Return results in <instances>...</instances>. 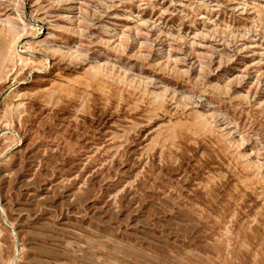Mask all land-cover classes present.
<instances>
[{
  "label": "rangeland",
  "instance_id": "374dc122",
  "mask_svg": "<svg viewBox=\"0 0 264 264\" xmlns=\"http://www.w3.org/2000/svg\"><path fill=\"white\" fill-rule=\"evenodd\" d=\"M0 264H264V0H0Z\"/></svg>",
  "mask_w": 264,
  "mask_h": 264
},
{
  "label": "bare ground",
  "instance_id": "6f19581e",
  "mask_svg": "<svg viewBox=\"0 0 264 264\" xmlns=\"http://www.w3.org/2000/svg\"><path fill=\"white\" fill-rule=\"evenodd\" d=\"M19 58L22 59V56L20 54H18ZM16 238V237H15Z\"/></svg>",
  "mask_w": 264,
  "mask_h": 264
}]
</instances>
